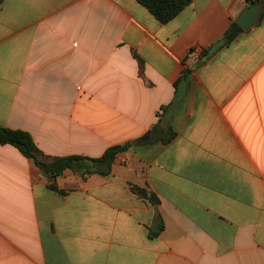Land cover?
<instances>
[{"label":"crops","instance_id":"obj_1","mask_svg":"<svg viewBox=\"0 0 264 264\" xmlns=\"http://www.w3.org/2000/svg\"><path fill=\"white\" fill-rule=\"evenodd\" d=\"M255 3L167 24L136 0L0 4V126L50 157L159 138L85 180L0 144V264H264V11L219 44Z\"/></svg>","mask_w":264,"mask_h":264},{"label":"trees","instance_id":"obj_2","mask_svg":"<svg viewBox=\"0 0 264 264\" xmlns=\"http://www.w3.org/2000/svg\"><path fill=\"white\" fill-rule=\"evenodd\" d=\"M144 6L161 24H167L176 18L186 7L191 4V0H136ZM4 0H0L2 4ZM244 31L240 26L233 22L229 29L220 40L219 44L227 46L233 42L238 35ZM142 65V61H140ZM158 126L148 131L142 138L109 148L100 158H89L84 156L50 157L45 155L36 145L32 136L24 131L11 130L0 126V144L11 145L18 149L26 158L34 161L36 166L46 174L50 179L56 180L63 176L67 170H72L74 174L79 175L83 180L90 175L99 174L107 176L111 173L113 164L120 153L128 151L133 146H149L159 140ZM175 136L170 132L163 142H169ZM49 188L52 191L63 194V190L57 185L51 184ZM132 191L140 198L149 200L152 204L158 202L155 195L147 189L133 186Z\"/></svg>","mask_w":264,"mask_h":264},{"label":"water","instance_id":"obj_3","mask_svg":"<svg viewBox=\"0 0 264 264\" xmlns=\"http://www.w3.org/2000/svg\"><path fill=\"white\" fill-rule=\"evenodd\" d=\"M263 11L264 6L261 3H255L241 13L236 23L243 31H249L261 22Z\"/></svg>","mask_w":264,"mask_h":264}]
</instances>
